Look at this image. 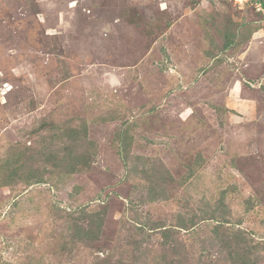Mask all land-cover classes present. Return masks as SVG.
Wrapping results in <instances>:
<instances>
[{"label": "rangeland", "instance_id": "obj_1", "mask_svg": "<svg viewBox=\"0 0 264 264\" xmlns=\"http://www.w3.org/2000/svg\"><path fill=\"white\" fill-rule=\"evenodd\" d=\"M0 264H264V0H0Z\"/></svg>", "mask_w": 264, "mask_h": 264}, {"label": "built area", "instance_id": "obj_2", "mask_svg": "<svg viewBox=\"0 0 264 264\" xmlns=\"http://www.w3.org/2000/svg\"><path fill=\"white\" fill-rule=\"evenodd\" d=\"M244 1H246V0H244Z\"/></svg>", "mask_w": 264, "mask_h": 264}]
</instances>
